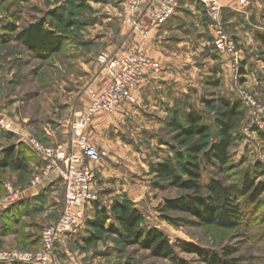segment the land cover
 Wrapping results in <instances>:
<instances>
[{"label":"rangeland","instance_id":"374dc122","mask_svg":"<svg viewBox=\"0 0 264 264\" xmlns=\"http://www.w3.org/2000/svg\"><path fill=\"white\" fill-rule=\"evenodd\" d=\"M247 3L235 0L233 8L222 12L225 30L240 51L238 62L215 50L206 9L193 10L198 19L189 21L187 38L172 35L181 43L187 39V45L173 51L172 68L158 61L161 72L155 75L158 81L171 70L168 89L175 94L170 99L173 108L162 125L150 115L139 116L141 122L128 117L119 123L112 134L121 142L122 157L109 158L97 171L94 190L99 206L110 215L116 202L139 210L144 219L141 230H160L175 248L176 260L154 256L138 244L88 224L96 212L93 204L83 225L41 264H209L206 260L215 256L236 264H264V194L255 204L240 199L242 224L223 229L203 225L183 211L166 210L168 201L192 193L160 180L155 173L162 162L178 167L193 158L190 147L195 142L180 139L167 126L173 111L180 109L182 116L193 109L202 113L203 123L211 128L204 142L211 145L219 141L216 116L222 97L241 103L246 116L234 133L232 171L202 162L203 186L217 180L227 186L242 185L246 175L254 177L257 164L264 170L257 132L264 130V0ZM123 12L124 0H0V154L13 148L18 153L23 145L29 168L26 172L12 166L0 168V264H37L15 259L13 254H37L43 230L60 218L62 186L32 185L38 173L33 166L40 157L32 142L54 147L70 141L75 114L82 112L84 97L90 98L88 90L107 82L97 61L99 54L119 51L118 46L126 43V28L130 36ZM36 24L61 38L63 45L49 54L26 48L17 36ZM7 27L16 31H5ZM112 115L97 116L87 132L99 140L105 138L92 125L99 126ZM258 182H264V175ZM203 194H208L207 189ZM113 224L117 226L112 216L106 229ZM225 250L230 252L227 257Z\"/></svg>","mask_w":264,"mask_h":264},{"label":"built area","instance_id":"2783aa9c","mask_svg":"<svg viewBox=\"0 0 264 264\" xmlns=\"http://www.w3.org/2000/svg\"><path fill=\"white\" fill-rule=\"evenodd\" d=\"M192 1L206 9L215 50L238 62L240 51L225 30L220 0ZM180 2L181 0H124L123 20L130 27V37L138 36L144 41L149 40L154 28L175 16ZM247 2L248 0H241V4ZM97 61L107 82L101 87L88 90L90 104L84 111L75 114L69 144L46 147L40 142H32L42 160V166L36 169L38 173L34 175L32 185L46 187L60 184L65 201L58 221L43 230L41 250L34 255L15 253V259L46 263L58 244L83 225L89 208L99 199L94 190L97 171L102 162L110 158L108 151L99 150L91 144L87 133L89 126L101 114L112 115L123 105L138 104V92L145 81L161 72V65L157 61L136 48H123L115 53L101 52ZM258 125L262 128L260 123Z\"/></svg>","mask_w":264,"mask_h":264},{"label":"trees","instance_id":"16d2710c","mask_svg":"<svg viewBox=\"0 0 264 264\" xmlns=\"http://www.w3.org/2000/svg\"><path fill=\"white\" fill-rule=\"evenodd\" d=\"M6 1V0H3ZM5 31L15 32L16 28L7 27ZM6 33V32H3ZM17 39L29 50L36 53H54L63 42L61 38L55 37L45 30L43 24L31 25L24 29ZM215 82L216 86H220ZM219 110L216 116V127L218 129L219 141L213 144L204 142L210 138L211 128L203 123V114L191 110L180 115L181 110L173 111L166 121L167 126L178 137L187 141H194L195 145L190 147L193 158L180 162L178 167L172 162L166 161L157 165L155 173L157 177L180 190L191 192L187 197L168 201L166 210H180L196 217L203 225L217 226L223 229H235L243 222V214L238 203L240 199L247 198L249 202L255 204L264 194V182L257 181L263 177L264 170L261 164H257V171L254 177L250 174L243 179L242 185L236 182L227 186L224 181H212L207 188L202 183L203 164L217 166L220 171H232L231 149L234 146V133L239 122L244 120L246 111L241 103L231 102L223 97L218 100ZM210 107V103L206 102ZM184 119V122H183ZM264 152V130H257ZM24 146L21 145L18 153L13 148L0 154V168L12 166L20 171H28V161L23 158ZM203 156V160L199 157ZM207 189L208 194H203ZM96 216L89 220L88 224L101 232H108L118 235L129 244H138L150 250L154 256L165 257L176 260L175 248L170 244L164 234L158 229L148 231L141 230L143 216L139 210L131 208L128 204L116 202L111 208L112 215L107 213L106 208L94 204ZM114 217L115 224L106 229V225L111 217ZM7 217V213L3 219ZM225 256L230 255L229 250H225ZM209 264H236L237 261H226L219 256L206 260Z\"/></svg>","mask_w":264,"mask_h":264},{"label":"crops","instance_id":"0c3cea01","mask_svg":"<svg viewBox=\"0 0 264 264\" xmlns=\"http://www.w3.org/2000/svg\"><path fill=\"white\" fill-rule=\"evenodd\" d=\"M223 8H233L235 4V0H220ZM202 9L200 5L195 3L192 0H181L180 6L177 10L175 16H173L169 21L162 24L161 26L154 28L151 31L150 39L147 41L142 40L140 37H130L127 32V28L125 29V40L126 43L120 45L118 49L123 48H136L144 51L149 57H152L157 62L167 63L166 68H172L174 66V62L176 61L174 50L177 46L186 44L187 39L185 42L181 43V41L175 40V34L184 35L186 38V34L188 33L189 21L192 19L197 20L198 16H196L197 12L193 11L197 8ZM191 10L193 12H191ZM196 26L200 24L197 22L195 23ZM129 30V28H128ZM130 32V31H129ZM129 37V38H128ZM125 42V41H124ZM117 50V48H115ZM116 50L110 51L108 53H112ZM168 61V62H166ZM164 76L162 75L160 80L156 81L155 76L149 77L145 83L143 84L142 88L138 92V105L136 107H132L131 105H123L121 106L118 111L112 115L111 117L107 118V122L100 124L97 126L96 123H93L92 128L95 130H99L105 138L97 139L93 136L92 131L87 132L91 144L95 145L99 150H106L110 154L111 158H119L120 151L123 150V147L117 140L116 136H113L112 130H116L118 124L123 122L124 119H128L131 117L133 120L143 121V118L139 116H153V121L155 124L162 125V120L166 118L165 115L170 113L171 109L173 108V103L170 101L171 91L168 89L170 87L169 77L172 75L171 70L164 72ZM107 80V79H106ZM85 104L83 105L81 111H84L88 105L90 104L91 99L84 97ZM138 115V117L136 116ZM116 135V134H115ZM58 144L68 145L69 142H57ZM39 157V156H38ZM36 165L33 168L37 169L42 166L41 158L36 159ZM105 175V174H104ZM64 196V192H63ZM65 196L63 197L62 209L64 206ZM96 216V212H93L90 218H94Z\"/></svg>","mask_w":264,"mask_h":264}]
</instances>
